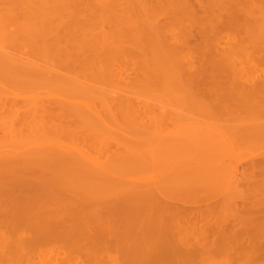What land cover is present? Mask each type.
Returning <instances> with one entry per match:
<instances>
[{"label":"bare ground","instance_id":"1","mask_svg":"<svg viewBox=\"0 0 264 264\" xmlns=\"http://www.w3.org/2000/svg\"><path fill=\"white\" fill-rule=\"evenodd\" d=\"M11 1H12L13 5H11V6L7 5V8L4 7V8H6L5 10H7L8 13L7 12L6 13L8 15H9V12L12 10L11 7L14 6V10L18 14V16L22 15L25 18H30L32 20H35V22L37 21L36 24H40V25L42 24V22H47V21L51 20L53 17L57 18L59 16V18L61 17L60 18V20H61L63 15H67V18H69V16H70L71 21H73L72 19L74 18L75 19V22H74L75 26H78L79 24L81 25V22L83 20L84 21L89 20L87 22L92 25V27L89 26L92 28V30H89V33H88V31L84 30L81 32L82 35H86L87 33L90 34L91 32H93L95 34V36L97 35L99 37L96 36V41L91 40V43H89L90 42L89 37L88 38L85 37L84 40L86 41L88 39L87 42L83 41L84 45L81 42V45H83L85 48H86V46H87V48L88 47L90 48L89 45L90 44L93 45L95 43V46L93 45L94 46L93 47L91 45V48L89 49L90 52L92 51V53L94 54V55L92 54V59H93L92 64L90 63V61H92V60L89 58V63H90V65H89L88 60L86 58V55L88 57H91V56H89L88 54H86L84 52L81 53V55H79L78 58L75 56L76 59L73 58L75 60H72V58L69 57L70 54L66 53L67 54L66 55L65 52H63V53L66 56L64 55L63 57H60V55H58V54H59V52L61 54L62 50H58V49L62 48V46H63L62 42H64V41L61 40L62 42H60L59 40H57V41L54 40L56 36L52 37L53 40L55 41V43H53V47L51 46L52 45L51 43L53 40L51 39L52 41L50 42V38H49L50 44L48 46L51 48H54L55 50H56L55 47L60 46V45L61 46L57 48V51L49 50L48 47H46L44 44L45 43H46V45L48 44L47 42H45V41H48V39L46 37L50 36V33L52 34L53 32H50L49 34H47V33L42 34L41 33V35H40V32L36 28L38 34L40 35V36H36V37H39V39H41V40L37 41L38 39L36 38L37 42L34 40L33 43L41 44V46L43 47L42 48L39 45L38 49H36V52H37V50H39L40 47L42 48V49L40 48V50H39V51L42 50L41 51L42 52L41 62H42V60H44L45 53H48L49 51H52V52H50L51 55H54V53L56 54V52L59 51L58 54L56 55V57L58 56L60 58V60L64 57L66 58L68 56L66 58V60H68V62L69 61L70 62L68 64H66L67 63L66 60L63 59L66 62V63L64 62L66 65V68H63L62 70L60 68V73H59V71H58L59 69L53 70L54 68L52 69L51 66L48 65V64H50V65H52V64L47 63V62H51L50 60L48 61L47 57L45 58L47 61L44 60L45 64L43 62V65H44L43 66V65H40L39 62H37V64L35 61L31 62L32 60L28 56L29 55L28 53H30L31 50L30 51L27 50L28 53L26 51L27 55L26 54L25 55L27 56L28 59H26V57L23 58L24 56H21V55L22 54L24 55V53H22V54L18 53V51H15L16 49H14L15 52L7 50L8 49L7 47L9 46V44L12 47H14L13 42L14 41L16 42V40L13 39V41H12V37L16 38L17 35L15 36L14 33H13V35L11 33L12 37L10 36L11 38L9 37L10 39H7L5 37H7L8 34L6 33L7 34L6 35L5 32H4V34L2 32H0L3 35H5L4 38L8 41V43H6V44H8V46H6L5 43H3V45H0V109L2 107H4L5 110H8V112L10 113V116H11V114H16V115L18 113L21 114V112L23 111L22 113H24V118L22 121V123H23L22 126H25V129L31 130L30 132L27 130L28 133H30L29 136L27 134H25V131L23 129H21V127L19 128V126H21V125H19V123L16 122L17 117H13V115L11 117L8 116L9 119H7V120L5 118H1V119H3V121L0 119L1 120L0 126L3 130L4 135L2 133L1 134L5 138L4 141L0 139V184L1 185H6V184L25 185L26 187H29L28 189L22 190V191H18L16 189H9V190L3 189L2 192L0 191L2 197H6V198H8V196H14L15 197L14 198L15 201H13V203H12L13 206L10 209L5 210V213L0 214V216L3 215V217H1L2 219L0 218V222H2L3 219H5L3 221L5 223L2 222L0 225V253L2 254V255H0V261H2L1 256H2V258H5L7 256V258H5V259H9V260H10L11 256H12V259H14V257L16 256V258H15L16 260H18L20 257H21V260L24 258L26 259V257H28L30 254H32V252L29 253L28 251H30V249H32L33 246H34V248H36L43 241L44 242H46V241L47 242H50V241L55 242L56 241L55 243H57V244H59L61 242L62 245L61 244L60 245L63 247H65V245H70V244H73V245L80 247V248L86 247L88 249V254H89V252L95 251L94 256L97 254H98V257H99V255H102V259L95 256V258H97L95 260H99L97 262L102 263V264H109L110 261H107L108 259L106 261H104L103 257H105L106 255L103 256L102 253L99 254L97 252L100 249L104 248V246L106 244L116 246L118 243L117 242L118 238L121 237L119 235H118L119 236L118 237L116 232H119L118 230L123 229L124 231H126V235H124V237H123L124 241H122L120 243L123 245L122 247L125 249V250L123 249L124 254H125V257H124L125 259H123L124 261L122 260V262L117 261V260L114 261V259L117 258V257H115L114 259L112 258L113 261H111L110 264H159V261H161V260L156 261V259H159L158 257L162 256V254L165 253L164 250H166L165 249L166 246L163 245L164 241L162 239L165 238L166 235H167L166 237H168L171 234V232L169 233L168 232L169 230H167L169 225L167 226V228L164 226L167 224H164L163 222L167 223L166 222L167 218H169V217H167V218L165 217L166 218L165 219L164 214L169 212L170 217H171V214L178 216L179 213H182L181 210L183 209L181 207L182 209L178 210V208H176L175 206H173L171 204H168V202H166V201H165L166 203L163 202V199L160 200L161 197L164 198L162 195L164 193L166 194L170 191L178 190V187H180V186H183V187L186 186L184 181L189 186H197V184H201L202 186H206L208 184V182L209 181L211 182L212 180H213L212 183L215 182V185H216L219 182L224 181L223 183H219V186H221V184H224L225 182H227V184H228L227 187H229L233 183L232 181H234L233 178L235 177L234 174H232V172L225 173V171L226 170L228 171L229 168L226 170L224 169V162H223V158L221 157V155L223 156V154L220 152L221 149L223 148L225 150V147H227V146L223 147L224 144L221 145V143L223 142V140L225 138L224 137L225 132L224 133L222 132L224 130L223 129L224 127L222 128L220 126L221 130L222 129L223 130L219 131L218 130L219 127H217V129H215V127H212L213 123L212 122L210 123V121H209V123L212 126L205 125L206 127H203V129H202V127L199 126L200 123H198V125H196V126H193V127L191 126V128L189 127L190 128L189 132H188V128H187V134H186L185 133L186 132L185 126H187L188 124L192 125L193 123L190 124L188 121V123L185 126H183L185 128V130L182 129L183 127L178 126L179 121H178V113H177L178 110L177 109H179L178 104L180 103V102L178 103V101H179L178 89L180 91V90H182V89H180V87L181 88L183 87L186 89L187 95L192 96L193 94L197 93L195 91L199 87L198 86L199 83L197 84L198 87L196 86L197 88L193 87L195 85L194 80L196 82L200 81V79L201 80H208L209 79L211 81L217 80V79L222 77V71L224 69H227V68L230 70V74H232V76L234 77L233 78L234 82H236V83H238L237 80H239V79L244 80V81L246 80V82H245L246 84H247V81L260 83L261 79H259V81H258V77H261V76L260 75L258 76L257 74L255 76V74L253 73V69L256 68V64L260 65L261 63L260 64L255 63V61L258 59H256V60L253 59L254 64H255V66H253L254 64H253V62H251L252 59L250 58V56H252V54L256 55L255 53H257V52L255 49H257V51L258 50L261 51V52H258L259 54L260 53L263 54V52H264L263 49L260 48L261 49L260 50L258 47H254V46H256L255 44L252 46V44L254 42L252 43L251 41L256 42L257 41L255 39L256 36L254 39L252 38L254 36H250L252 38V40L250 38V41H249V44L251 42L250 47L255 50L254 51L253 49H250L251 51H253L252 53L250 52V50H247L244 48L246 46L243 43L247 42L248 40H246L243 37H240V38H243L242 42H241V39L239 41V37H238V39H236L237 37H235V39L233 37V39H234L233 43H235L236 46H235V44H234V46H233V44H229L230 47L228 49L218 48L217 46L221 45L220 42L222 40L220 41V39L222 37L220 38V36H219L221 31H220V33H218L219 30L217 28L218 27L217 19L219 18V15H221L223 12L226 13L227 11H229V9L228 8L226 9V7L222 6L224 3L223 2L221 4V6H219L220 10H221L220 11L221 14L218 15V14L213 12V8H212L211 4L208 3V1H209L208 0L207 1L208 6L205 5L206 6V7L204 6L205 9L203 8L206 12V13L204 12V15L207 14V16H208L207 17L208 18L207 19V22H208L207 25L209 24L208 29H210V31H207L206 33L212 32L211 34H213V37L210 38V33H209V37H207V35H205V39L203 38L204 39V43H203L204 46L202 44L203 48H202L201 52L197 55L198 57H197L196 61L195 60L193 61V59H194L193 52L191 50H188V49L186 50V44H187V42H189L188 41L189 37L187 38V36H186V38H187L186 39L185 35H188L187 33L189 32V30L188 29H186L185 31L182 30L183 32H186V31H188V32H186L184 34H179L180 38L175 37V38H177V39H175L172 37L174 40L173 41L171 40L172 41V45H171L170 44L171 38H168L166 36V35H168V34H166L168 32L163 34L164 26H166V25L163 26V25L159 24V22H157L158 20L156 21V19H154V18H156L157 14L154 13L155 14L154 15L152 12L148 13L147 7H146V2H145L147 0H134V1L131 0V2H135L137 4L138 8H140L139 11L141 12V15L139 14L138 10L135 9L134 11H136V13L138 12V15L142 16V19L140 18L141 19L140 23H138V20L137 21L135 20L136 21L135 24L132 23V25H135L134 27H137L134 29H133V27L132 28L126 27L125 29H120L118 27H123L124 24H126L124 22V20L123 21L119 20L121 22V24H122V22H124L122 26H119L117 24L119 22L114 24V21H113L114 19L112 20V18H110L111 13H114L113 15L115 18L116 14H115V11L113 12V10H114L115 5L118 3V0H11ZM172 1H173V4H172ZM172 1L169 0V2H171V3H169L171 8H174V10H175V8L178 6V9L180 12L183 10V11H187V15L191 14V19H193L192 16H195L197 14L194 12L195 8L193 9L192 5H190V3H189V0H180V3L184 6L183 8H181L179 0H172ZM198 1H200V0H198ZM202 1L204 3L205 0H202ZM223 1H225V5L227 6L228 1L227 0H223ZM253 1L256 2L257 8L259 9V11L262 14V18L259 19L258 16L255 15V12H253V16L255 15L257 19L255 18V16H254V18H252V12H248L249 10H247V12L250 13L249 14V15H251L250 18L257 20V21L252 20L254 23H257V22L262 23V25H260V28H259L261 31L258 29H255L254 27L253 28L255 30H257L256 34H254V35H257V33H259V31L261 32V36H260V33L257 36L260 37V39L262 37L263 42L259 43V44H260V46L261 45L264 46V0H253ZM239 2H238V4H240ZM7 3H8V1H7ZM7 3H5V4H7ZM10 3L11 2L9 0L8 4H10ZM135 3L134 4L131 3V4L135 5V7H136ZM154 3H155V1H154ZM219 4H220V2H219ZM234 4H237L236 0H235ZM247 4H250V3H247ZM120 5L123 6V4H120ZM147 5H149V4L147 3ZM164 5H165V2H164ZM166 5H167V7H169L167 2H166ZM201 6L203 7L202 3H201ZM249 6L251 9L254 10L253 5H252V7H251V5H249ZM228 7H230V6H228ZM0 9H2V8H0ZM130 9H131V7H130ZM200 9H201V7H200ZM230 9H231V7H230ZM245 9H244V13H245ZM122 10H124V9H122ZM152 10H154V7H153V9H150L149 11H152ZM156 10H154L153 12H156ZM166 10H168V9L166 8ZM174 10L170 11V13L173 14ZM241 11L243 12V10H241ZM2 12H3V10H2ZM124 12H126V11H124ZM176 12L177 11L175 10V14H176ZM215 12H216V10H215ZM4 13H5V11H4ZM11 13H12V11H11ZM116 13H117V11H116ZM118 13H119V11H118ZM181 13H183V12H181ZM236 13H237V10H236ZM236 13H234L233 10L228 13L229 19H228V22L226 21L228 29L234 28V30H235V28L237 27L238 23H236V22H238V21H236V20H238V18H236V15H235ZM150 14L154 15L153 16L154 20L150 18ZM164 14H165V11H164ZM261 14H260V16H261ZM12 15H11V18H12ZM119 15H120V13H119ZM177 15H179V14H176V17H177ZM180 15H182V14H180ZM258 15H259V13H258ZM111 16H112V14H111ZM0 18H2V16H0ZM25 18H23V19H25ZM65 18H66V16H65ZM117 18H118V16H116V19ZM174 18H175V15H174ZM178 18H179V16H178ZM205 18H206V15H205ZM2 19L4 20V18H2ZM38 19L41 20L42 22H39ZM130 19H129V21H130ZM14 20H15V18H14ZM63 20L65 21L68 19L63 18ZM195 20L196 19H194V21ZM200 20L198 19V21H195V22H197L196 24H198V22L200 21L199 26H202V28H203V26L206 24V21H205L204 25H202L204 20L203 19H200ZM0 21H1V19H0ZM71 21H69V22H71ZM132 21L133 20H131L130 23ZM135 21H133V22H135ZM54 22H56V21H54ZM187 22H186V24L188 25ZM195 22H194V24H195ZM240 22H242V21H240ZM50 23H51V25L50 24L49 25L52 27V30H53L55 28V27H53L54 23L51 21H50ZM65 23H66V21H65ZM127 23H128V21H127ZM192 23H193V21H192ZM0 24H1V22H0ZM3 24H5V23H3ZM22 24H24V21H21V23L19 24L20 26L24 27ZM57 24H59V23H57ZM66 24H64V25H66ZM82 24H84V22H82ZM42 25L45 26V24H42ZM173 26H175V25H173ZM239 26H240V23H239ZM239 26H238V28L241 29L240 28L241 26L240 27ZM242 26H244V24ZM22 27H21V29H22ZM34 27H35V25H34ZM46 27H47V25H46ZM62 27H63V24H62ZM65 27L66 28L68 27V28L67 29L64 28V30L65 29L67 31L70 30L69 25L68 26L66 25ZM80 27H82V25L79 26L78 28H80ZM245 27H246V25H245ZM3 28H4V25L2 26V29ZM28 28L30 29V26L29 27L25 26L23 29L28 30ZM59 28H61V26H59ZM93 28H95V30H93ZM202 28H200V30ZM204 28H205V29H203L204 31L208 30V29H206L207 27H204ZM249 28H251V26H249ZM253 28H251V29L253 30ZM5 29H6V27H5ZM21 29L19 28V31ZM49 29H51V28H48L47 30H49ZM56 29H57V26H56ZM73 29H75V28H73ZM195 29H196V27H195ZM9 30H11V29H9ZM25 30H23V31L25 32ZM27 30H26L27 34H30L31 33L30 31H32L31 34L34 33L33 32L34 30L32 29V27H31V30H28V32H27ZM76 30L77 29H75V31ZM126 30H128V31H126ZM178 30H179V28H178ZM6 31H7V29H6ZM70 31H71L70 33L75 32V31L73 32V30H70ZM240 31H242V30H240ZM11 32H12V30H11ZM21 32L22 31H20V33ZM57 32L58 31L55 30L54 34H52V35L57 34ZM77 32L80 33L79 31H77ZM77 32H76V34H77ZM83 32H85L86 34H84ZM247 32L248 31H246V33ZM20 33H18V34H20ZM68 33H69V31H68ZM81 33H80V35H81ZM93 33L90 34L92 36V37L90 36L92 39H94ZM179 33H180V31H179ZM203 33L204 32H202V34ZM45 34H46L45 38L47 40L43 39L44 43H39L42 41L41 37L43 35L45 36ZM88 34H87V36H88ZM249 34L250 33H247L248 36L245 35V37L249 38ZM80 35L78 37V40L80 39V37H82ZM174 35H176V34H173L172 36H174ZM226 35H227V33H226ZM61 36H64V35L61 34L59 36V34H58V37L61 38ZM176 36H178V32H177ZM188 36H190V33ZM218 36H219V38H218ZM58 37H56V38L58 39ZM203 37H204V34H203ZM0 38H1V36H0ZM4 38H3V40H5ZM19 38H20V36H19ZM62 38L64 39V37H62ZM82 38H84V37H82ZM167 38L169 39V41ZM24 39L22 42L27 44V41L25 40L26 41L25 42ZM10 40H11L12 44H11ZM73 40H74V44L75 43L76 44L74 47L72 45L71 46L73 48H77L76 46H78L77 43H79V41L76 42V40H77L76 38ZM186 40H187V42H186ZM15 42H14V44H15ZM230 42H231V40H230ZM236 42H239L240 44L236 43ZM66 43H68V42H66ZM70 43L71 42L69 41L68 44L70 45ZM119 43L122 45L123 44L126 45L128 48L127 51H129V52L132 51V54L135 53L136 57H138L139 59L141 58L140 59L142 61L141 64H143V67L146 68V71L144 73H142L144 69L142 70L140 68L142 70V72L140 74H142V76H144V77H140L141 75H138V78L137 79L135 78L136 81H134L133 84L127 83V85H126V82H125L124 87L127 86L126 88L128 89V86L130 85L129 90L122 88V86H120V84L124 83L123 81H126V79L130 78V77H128V76L126 77L124 75L125 76L124 78H126V79L125 80L123 79V81H120L121 79L118 78L120 72H118L116 67H114V66H117L115 64H118L115 62V61L118 62V60H115V59H117L115 57V55L118 53H120V54L122 53V56H123V52H124L123 50H119L116 53V51L118 49L122 48L121 46H117V45H119ZM1 44H2V42H1ZM16 44H17V46L19 45L18 43H16ZM71 44H73V43H71ZM249 44H247L248 48H249ZM35 45H32V46L35 47ZM54 45H57V46L54 47ZM65 45H67V44H65ZM113 45H115V46H113ZM20 46L22 47L21 43H20ZM24 46L26 48L27 45H24ZM36 46H38V45H36ZM116 46L120 47V48H116ZM263 46H261V47H263ZM72 47H71V50L73 49ZM63 48H65V47H63ZM68 48H69V46H68ZM81 48L78 47V49H81ZM85 48H83V49H85ZM89 50H87V51H89ZM39 51H38V54L40 55L41 52H39ZM79 51H82V50H79ZM79 51L77 50L76 53H78ZM120 51H122V52H120ZM196 53H198V52H196ZM124 54H125V52H124ZM259 54H257V55H259ZM34 55H36V54H34ZM126 56H128V54ZM259 56H258V58H259ZM262 56H263V60H264V54ZM36 57H37V55H36ZM56 57H54V58L56 59ZM73 57H74V55H73ZM126 58H124V59H126ZM261 58H259V60H261V62H263ZM32 59H34V57H32ZM26 60H28V61H26ZM72 61H74V63L78 62L79 65H77L78 68H75V70L69 71V70H71L70 69L71 65H73V67H74V63ZM141 61H139V62H141ZM258 61H256V62H258ZM251 63H252V66H251ZM87 65L90 66L89 67L90 69L84 68ZM56 66H57V64H56ZM117 67H119V65ZM123 67H125V66H123ZM253 67H255V68H253ZM137 68L139 69V65H138V67H136L134 69L132 67L131 71L134 70L137 72ZM250 68H253V69L250 70ZM257 68L260 69V66H258ZM64 69H69L68 70L69 73L66 72L68 74H63V73H65L63 71ZM77 69H79V70H77ZM115 69L117 71H115ZM124 69L125 68H123V70ZM128 69H129V67H128ZM140 69H139V71H140ZM123 70H121V71H123ZM229 70H226V72ZM61 71H63V72L61 73ZM87 71L89 73H86ZM139 71H138V73H139ZM256 71H258V70H256ZM116 72H118V73H116ZM132 74H134V73H132ZM135 74H134V77H135ZM261 75H263V74H261ZM230 78H232V77L230 76ZM133 79L131 78L130 79L131 82H129V83H132ZM190 79H193V81H192L193 86L192 87L190 84V82H191ZM235 79H236V81H235ZM262 80H263V78H262ZM187 81H189V83ZM214 82H216V81H214ZM218 82H220V81H218ZM262 84L263 83L259 84V86H258L259 90L261 89L260 85H261V87H263L264 84L263 85ZM248 85H250V84H248ZM108 86H110V88ZM133 86H137V87H139V89L136 90V88H134ZM211 86H212V84H211ZM211 86H209V87L211 88ZM216 86H214V87L217 88L218 86L217 87ZM253 89H255V88H253ZM253 89H252V92L254 91ZM262 89L264 91V88H262ZM199 90H201V89H199ZM248 90H249V88H248ZM250 90H251V88H250ZM249 92L251 93V91H249ZM254 92L252 93L253 95H255ZM213 93H214V91H213ZM213 93L211 95L212 97H213V95H215ZM231 93H233V92L231 91ZM197 95L199 97V94H197ZM202 95H203V93H202ZM258 95H259V92H258L257 96H255V97L257 98ZM207 96H209V95H207ZM243 96L241 95V97H243ZM261 96L262 95H260L258 98H260ZM18 97L19 98L23 97L25 100L23 102H19L17 100ZM193 97H194V95H193ZM263 97H264V95L261 98H263ZM136 98H144L145 100H143V101L145 102V104L149 103L147 101L148 100L151 101L150 100L151 98H153L155 100H159L160 102H164V104H166L167 100L171 101V103L167 102V104H168V106L169 105L172 106L173 111H175V114H174V112H172L173 114L171 113L173 115V118L170 117L172 119V121L174 122L173 124L175 125V128L172 129V127L170 126V125H173L172 123L167 124V125H169V127H167L169 129L164 128L163 126L166 125L165 123H163L164 120H159V116L157 117V116L151 115L152 114L151 112H153V115H157V113L154 114V112H155L154 110H156V108H155L156 104L160 103L158 101L156 104L155 103L154 104L149 103V104H146L143 106L144 113H146V115L149 118H152V117L156 118L157 117L158 121H157V119H156V121L153 120V124L148 125L147 122H145V120L143 119L144 117H141L143 109H140V110L138 109L141 113V115L139 114L140 118H142L140 120V118L135 114L137 112V107H136L137 104L135 105V103H134V100ZM188 98H190V97H187V100H188ZM234 98H236V97H234ZM240 98H237L238 101H240L239 100ZM261 98H260V100H261ZM204 99H205V96L202 100L198 99V101L201 100L200 102L202 104H205L207 99L206 100H204ZM210 99H212V98L210 97ZM253 99H254V97H253ZM180 100H181V98H180ZM193 100L194 99H192V101ZM196 100L193 102H191V101L190 102L192 104H194V102H196ZM225 100H227V99L225 98ZM225 100L222 99V101H225ZM243 100H244V98H243ZM138 101H140V100H138ZM136 102H137V100H136ZM200 102H198V105ZM141 103L142 102L140 101V105H139V102H138L139 107L141 106ZM182 103H184V102H182ZM218 103H221V102H218ZM162 104L163 103H161V105ZM209 104H210V102H209ZM209 104H206V106L205 105H202V106H205L203 108H206V107L208 108ZM159 105H157V107H159ZM234 105H236V103L233 104V106ZM243 105L246 106L247 104L245 105L242 103V107H243ZM165 107H166V105H165ZM165 107L163 105V107L160 106L159 108H162L160 110H163ZM141 108H142V106H141ZM151 108H153L154 110ZM174 108H176V109H174ZM182 108L184 109V107H182ZM199 108H202V107H199ZM235 108H237V107H235ZM245 108L246 107L243 108L244 112L246 110ZM262 108L264 109V107H262ZM233 109H234V107H233ZM164 110H167V108ZM164 110H163V113H164ZM221 110H222V108H221ZM243 110H241V111H243ZM238 111H240V110L237 109V113H238ZM247 111L249 112V110H247ZM256 111H258V110H256ZM259 111H262V110L259 109ZM6 112L7 111H5V113ZM149 112L151 114H147ZM167 112H166V114H167ZM263 112H264V110H263ZM5 113L3 112V114H5ZM205 113L210 115L209 113H211V112H205ZM228 113H230V112H228ZM231 113H230V115H231ZM160 114H158V115H160ZM168 114H169V116L171 115L170 111ZM234 114H235V112H234ZM212 115H214V114H212ZM243 115L246 116V114H243ZM247 115H248V113H247ZM261 115L262 114H260V116ZM56 116L59 117L58 119H60V121H65L67 119L66 121H68L69 124L67 122L68 125L66 124V126H65L64 124L66 123V121H65V123L62 122V124H61L59 120H58L59 123L57 122L58 123L57 124L55 122V121H57ZM150 116H152V117H150ZM169 116L168 115L166 116L167 119H169ZM223 116L225 117V115H223ZM245 116H243V117H245ZM258 116H259V114H258ZM0 117H2V116L0 115ZM243 117H242V119H243ZM250 117L253 118V116H251V115H250ZM261 117L264 118L263 115ZM155 118H152V119H155ZM230 118L231 119L233 118L232 115L230 116ZM18 119L20 120V118H18ZM161 119H163V116ZM227 120L230 121L229 118ZM233 120H234V118H233ZM159 121H160V123L162 122V124H160ZM172 121H170V122H172ZM244 121H246V119ZM250 121H251V119H250ZM259 121H260V119H259ZM124 123L126 126L129 127V129L131 128L130 130H132L133 128L140 127V129L142 128L143 131L139 132L137 134L132 133L133 135L131 136L129 134V131H127L128 127L126 128L123 126ZM250 123H252V122H250ZM261 123H262V120H261ZM261 123L259 124L256 122L255 124H257V125L254 124L255 125V126L253 125L254 127L249 126L251 128H254V132L252 131L255 135L254 137L259 136L260 134L264 135V125H262V124H264V122L262 124ZM246 125H247V123H246ZM248 125L246 126V129H247ZM144 127H146V128L148 127L147 128L148 130H144L145 129ZM178 127L181 128V131L182 130L184 131V134H186L185 137L178 133V129H179ZM170 128H171V130H170ZM151 129H153V130H151ZM229 130L230 129H228V131ZM245 130L242 133L243 135L241 134L243 139H241V140L239 139L240 141L243 140V142L245 141L244 140L245 139L244 133L247 131V130L246 131ZM250 130H252V129H250ZM225 131L227 132L226 135L228 133L232 134V132H228L227 130H225ZM131 132H133V131H131ZM235 132H236V130H235ZM238 132H236V133H238ZM248 132H250L252 134L251 131H248ZM240 133H241V128H240ZM250 133H249V135H246L248 137V139L249 138L252 139V137H250L251 136ZM178 134L180 135L179 136L180 138L178 137ZM229 135L227 136L228 138H229ZM263 135H262V137H264ZM66 137L68 140H66ZM237 137H236V139H237ZM228 138H225V139H228ZM233 138H235V137H233ZM251 139H249V141ZM239 140H238V142H239ZM229 141L230 140H228V141L226 140L227 143H231ZM252 141H253V139H252ZM224 142H225V140H224ZM113 145H115L117 147V149L115 152L110 153L111 152V151H109L111 149L110 147ZM242 147H243V145H242ZM184 148L188 149L187 152L190 153L188 156L182 155L185 153V152L183 153L182 151H186V150H183ZM114 150H112V151H114ZM230 150H232V149H230ZM191 151H192V153H194L193 155H192ZM222 152H223V150H222ZM180 153H182V154H180ZM229 153H231V152H229ZM225 154H224V156H225ZM232 154L234 155V151H233V153H231V156H232ZM224 158H227V157H224ZM263 161H264V159H263ZM260 163H261V161H260ZM230 166H233V165L230 164ZM236 167H234V168H236ZM263 167H264V165H263ZM252 168H254V166ZM135 169L139 171V174H136L135 172H133ZM234 171H235V169H234ZM241 171L242 170H240V172ZM262 174H263V172H262ZM188 180H189V182H188ZM191 183H193V184L191 185ZM40 184H41V186H44V187H41ZM178 184H180V186H178ZM47 186H49V187L53 186L54 191L53 192L49 191L48 190L49 187H47ZM210 186H212V185H210ZM237 186H238V183H237ZM35 187L44 188L45 190L47 187V190L44 191L43 193L38 192V191H34V189L30 190V188H35ZM212 187H214V186H212ZM180 188H182V187H180ZM238 188H239V186H238ZM263 188H264V185H263ZM228 189H227V191H228ZM195 190H196V188H195ZM229 192H231V191H229ZM24 193H28V195L24 194ZM66 193L68 195H71V194L74 195L75 198L81 197V199L84 198V199L90 200V201L95 200V201L100 202V203H98L99 205L96 207L93 206L94 208L90 213L85 212V211H87V209L85 208L86 205H85V207L83 206L85 203L80 201L81 200L80 198L78 200L79 203L77 201H75V202H72V204L67 205V203H68L67 202L66 205H64V206L62 204H64L66 200L65 201H64V199L59 200V201H63L64 203L59 202L57 204V207H54L51 209H49L48 207H42V206L41 207L33 206L30 208L27 207L30 200L37 197V196L44 197L45 194H50L51 196H53V198L57 197V198L61 199V197L63 198V196H65ZM39 194H41V195H39ZM201 195H202V193H201ZM232 196H234V195H232ZM142 200L146 201V208H149V207L151 208L150 205L152 204V208L154 209V211H156V212L158 211V212L156 214H155V212L151 213V214H147L146 208H142L143 207ZM174 201L176 202V200H174ZM227 204H228V202H227ZM60 205L63 206L62 207L63 209H65L63 211V213L58 211L59 208L61 207ZM66 208H68V209H66ZM184 210H186V209L184 208ZM184 210H183V213L181 214L182 219L183 218L185 219V216L187 219V218H189V217H187V215L183 216V214H185ZM186 211H188V210H186ZM262 212H264V210ZM159 215H160V218H164V219H162V221L159 218ZM181 215H179V216H181ZM155 216L159 218L158 221H154V220H157ZM153 217H154V219H153ZM150 218H152L153 220ZM256 218L257 217H255V219ZM171 219L169 218L170 222H172L174 220L172 217H171ZM246 219H247V217H246ZM263 220H264V218H263ZM263 220H261V222ZM175 221L177 222L178 220H175ZM249 221H248V223H249ZM244 222L246 223L245 220H244ZM251 222H253L252 219H251ZM2 224H5V226ZM210 224L213 226L214 225L213 221H212V223L210 222ZM228 225H231V224H228ZM252 225L253 224H251V226H249L250 229L252 227H254ZM262 225H263V223H262ZM262 225H261V228H262ZM133 227L136 229L137 228H140V229L136 231ZM207 227L209 228V226H206L205 228H207ZM234 227H236L235 224H234ZM249 227H247V228H249ZM163 228H165L166 231L162 232ZM174 228H177V226ZM201 228H203V227H201ZM255 228H256V226H255ZM132 229L135 230L134 231L135 235L131 234V232L133 231ZM263 229H264V227H263ZM226 230H228V228ZM217 231H219V228ZM136 232H137V234H136ZM223 232H224V229H223ZM236 232H238V231L234 230V232H232V229H231V232H229L230 235L228 234L230 236V238L227 235H225L229 239H232V241L234 243L231 240L228 242L233 243V245L236 244L237 246H240L241 244H243L245 242L248 243V240L242 238L241 235L239 236L238 234H236ZM163 233H164V235L161 236V234H163ZM207 233H208L207 236L200 234V235L204 236L205 238H203L202 236H199V235L198 236L201 237V239L202 238L205 239L206 242L208 241V243H209L210 242L209 237H208L209 236V230ZM215 233H216V231H215ZM220 233H222V232H220ZM256 233H257V231H256ZM120 234H121V232H120ZM173 234H172V236H173ZM176 234H178V240H177L178 241L177 242V244H178V248H177L178 249V259H176V261L178 260V264H185L184 262H186V261H184V259H186L188 257L187 254L190 252L184 251V250L182 251L181 247L188 248L189 245H191L193 242L190 244V242H191L190 240H192V239L187 238L189 235L185 234L186 235L185 236L183 233L179 234V232ZM137 235H138V237L140 236V238L138 239V237H137V239L139 240V245H138V249H135L137 247L136 246L137 239L134 240L133 238H135ZM155 235L158 237H156ZM179 235L180 236L184 235L185 238L184 237L182 238ZM195 236L196 235H194L193 239L196 238ZM198 236H197V238H199ZM257 237H258V235H257ZM173 238H174V236H173ZM228 238H226V240ZM201 239L199 240V243L202 244V248L203 247L205 248V244L201 241ZM195 241H196V239H195ZM195 241H194V243H195ZM214 241H215V239H214ZM214 241H212L210 243H213ZM250 241H252V239ZM151 242L153 244H150ZM170 242H172V240ZM174 242L175 241H173V243ZM197 242H198V240H197ZM161 243L165 248L161 245ZM173 243H171V246H174L175 243L174 244ZM208 243H206L207 249H204V248L202 249V252L204 251V253H203L204 256L205 255L207 256V254L209 256V253L213 249L211 248V250H209L208 248H210L212 245H216V243H215V244H210L211 245L210 246V245H208ZM192 245L195 246V244H192ZM228 245H227V248H228ZM230 245H232V244H230ZM262 245H263V243H262ZM167 246H170V245L168 244ZM247 246H245L246 251H243L244 253L247 254L246 257H243L242 254L239 255L237 253L238 251L240 252V250H238L239 247H238V249L235 250V251L238 250L235 253H237L240 257L242 256V258H246V259H243L245 262H246V260H249L250 257L254 259L253 256H255L257 254V253H255V249L253 250V247L251 245L250 246L252 248H247ZM163 248H164V250H163ZM195 248L196 247H194L193 250H195L196 252L198 251L201 254V251L196 250ZM240 248H242V247H240ZM262 248H264V246ZM177 249H175V250H177ZM234 249H235V247H234ZM247 249H249V250L247 251ZM96 250H98V251H96ZM187 250H189V249H187ZM135 252H137V253H135ZM27 253H29V255H27ZM39 254H41V252H39ZM212 254H214V253H212ZM229 254H231V253H229ZM3 255H5V257ZM224 255H225V253H224ZM18 256H20V257L18 258ZM22 256H23V258H22ZM30 256H29V259L31 258ZM163 256H166V255L163 254ZM169 256L171 259H172V257L176 258V256L175 257L171 256V254ZM32 257H34V256H32ZM231 257H232V254H231L230 258ZM255 257H257V255ZM227 258H229V257H227ZM230 258L228 260H230ZM15 259H14L12 264H14V262L16 261ZM25 259L22 260V261H24V264L26 262H27V264H33V262H34V260H32L33 258L30 259L31 263H30L28 258H27L28 260L26 259L27 261ZM165 259H167V258H165ZM165 259H163V261ZM232 259H234V258H232ZM22 261H20V259H19V262H22ZM235 261H237V260H235ZM11 262H12V260H11ZM17 262L18 261H16V263ZM105 262H107V263H105ZM169 262L171 263V260H169ZM58 263H59V261H58ZM172 263H173V261H172ZM246 263H249V262L247 261ZM19 264H22V263H19Z\"/></svg>","mask_w":264,"mask_h":264},{"label":"rangeland","instance_id":"2","mask_svg":"<svg viewBox=\"0 0 264 264\" xmlns=\"http://www.w3.org/2000/svg\"><path fill=\"white\" fill-rule=\"evenodd\" d=\"M7 1H8V3H9V0H0V8H2V9H0V16H2V18H4V20L2 19V18H0L1 19V24H0V32H2L3 34H4V32H5V34L7 33L8 34V36L7 37H5V38H7V39H10L11 37H12V35H13V33L15 34V36H16V38L15 37H12V41H13V39L14 40H16V42H15V44H14V42H13V45H14V47H12L10 44H9V46H8V44H6V43H8V41L4 38V36L5 35H3L2 33H0V36H1V38L3 37L5 40H3V38L1 39L0 38V45H3V43H5L6 44V46H8L7 48V50H10V51H12V52H15V51H18V53H24V55L22 54L21 56H24L23 58H25L26 57V59H28L27 58V54H26V51L28 50V51H30L31 50V52L30 53H28V51H27V53L29 54L28 56H29V58L32 60L31 62H36V64H37V62H39V64L40 65H43V62H44V60H46L45 58L47 57V59H48V61L50 60L51 62H47V63H51L52 65H50V64H48L49 66H51V68L53 69V70H55V69H59L58 71H59V73H60V68H61V70L63 69V68H66V65H65V63L66 64H68L69 62H68V60H66V58L68 57H64V58H62L61 60H60V58L57 56L56 57V55L58 54V52H56V54L54 53V55H51V53L50 52H52V51H57V48L58 47H60V46H57V45H54V47L55 46H57V47H55L56 48V50L54 49V48H51V47H49L48 45L50 44V42L53 40V38L52 37H54V36H56V37H58V34H59V36L61 35V34H63L64 36H61V38L60 37H58V39L55 37V39L54 40H59L60 42H62V41H64V42H62L63 44V46H62V48H59L58 50H62L61 51V54H60V52H59V54L58 55H60V57H63L66 53H68V54H72L71 56L69 55V57H71L72 58V60H75L76 59V57L78 58L79 57V55H81V53H86V54H88L89 56H91V57H88L86 54V58H87V60H88V63H89V58L92 60V61H90V63L92 64V62H93V59H92V51L90 52V48H91V45L92 44H88L89 46H90V48L88 47L87 48V46H86V48L83 46L84 45V43H83V41L84 42H87V40L85 41L84 39H85V37L86 38H88L89 37V39H90V42L89 43H91V40L92 41H96V36H95V34L93 33V32H91V33H93L94 35H93V38L94 39H92L91 37V33L90 34H88L89 33V30H92V25L90 24V23H88L87 21H89V20H83L82 22H84V24H82V22H81V25H82V27H80V28H78L79 26H81L80 24L78 25V26H75V24H74V22H75V19L73 18L72 20L73 21H71V18H70V16H69V18H67V15H63V17H62V19L60 20V18H59V16L57 17V18H55V17H53L51 20H49V21H47V22H42L41 20H39L38 19V21L39 22H42V24H45V26H43L42 24L40 25V24H36L37 23V21L35 22V20H32V19H30V18H25V17H23L22 15H19L18 16V14L16 13V11L14 10V6H12L11 7V11H12V13H11V11L9 12V15L7 14L8 12H7V10H5L6 8H7V5H13L12 4V1L10 0V4H8L7 3ZM123 1V2H122ZM125 1V2H124ZM132 1H134V0H132ZM153 0H147V1H145L146 2V7H147V11H148V13H155V14H157V16H156V18H154V19H156V21L157 22H159V24H161V25H166V26H164V31H163V34H165L166 32H168V33H166V34H168V35H166L168 38H171L170 39V44L172 45V41L174 40L173 38H175V37H179L180 35L179 34H184V33H186V32H188V31H186V32H183V31H185L186 29H188L189 30V32L187 33L188 35H189V33H190V36H188V35H185V38H186V36H187V38L189 39L188 41L189 42H187V40H186V42H187V44H186V50L188 49V50H191L192 52H193V56H194V59H193V61L195 60L196 61V59H197V55L201 52V50H202V48H203V46H204V39H205V35H207V37H209V33H210V38L211 37H213V34H211L212 32H209V33H206L207 31H210V29H208V25H207V14H205L206 15V18H205V15H204V12H205V7L206 6H208L207 4L208 3H210L211 4V6H212V8H213V12L214 13H216V14H221L220 13V7L219 6H221V4L223 3V5L222 6H224V7H226V9L228 8L229 9V11H227L226 13L225 12H223L221 15H219V18L217 19V21H218V23H217V25H218V33H220V31H221V35L219 34V36H220V41L222 42H220V44L221 45H219V46H217L218 48H220V49H223V48H225V49H228L229 47H230V45L229 44H233V46H234V44L235 43H233V41H234V39H235V37H237L236 39H238V37H239V41H240V39H241V42H242V40H243V38H245L246 40H248L247 42H244L243 44L247 47L248 45L247 44H249V41H250V36H254V37H252L253 39L255 38V36H256V42L255 41H251L253 44H252V46L255 44L256 46H254V47H258L259 49L261 48V49H263V51H264V46L263 45H261V46H263V47H261L260 46V44L259 43H262L263 42V40H262V37H261V39H260V37H258L257 35L260 33V36H261V30L259 29L260 28V25H262V23H254L252 20H254V19H252V18H254V16L256 15V16H258V18L259 19H261L262 18V14H261V12L259 11V9L257 8V4H256V2L255 1H253V0H236V3L237 4H234L235 3V0H227L228 1V5L226 6L225 5V1H223V0H205L204 1V3H203V1L202 0H200V1H198V0H189V3H190V5H192V7H193V9H194V12L195 13H197L195 16H192V18L193 19H191V14H189V15H187V11H181V12H183V13H181L180 11H179V9H178V6L175 8V10L177 11L176 12V14H179V15H177V17H176V14H175V10H174V8H171V6L169 5V3H171V2H169V0H154L155 1V3H154V1L152 2ZM163 1V2H162ZM172 1V0H171ZM202 1V2H201ZM207 1H208V3H207ZM226 1V2H227ZM240 3V4H238V2ZM250 1V2H249ZM7 3V4H5V3ZM164 2H165V5H164ZM166 2H167V4H168V6L169 7H167V5H166ZM213 2V3H212ZM217 2V3H216ZM219 2H220V4H219ZM253 2V3H252ZM134 4L135 2H131V0H118V3L115 5V7H114V10H113V12L115 11V18H114V13H111L112 14V16H111V14H110V18H112V20L114 21V24H116L117 22H119V23H117L119 26H122L123 25V23L125 22L126 24H124V26L123 27H118V28H120V29H125L126 27H133V29L134 28H137V27H134L135 25H132V23L133 24H135L136 23V21L138 20V23H140L141 22V19H142V16H140L141 15V12L139 11L140 10V8H138V6H137V4H136V7H135V5H132V4ZM147 3L149 4V5H147ZM175 3V2H174ZM179 3H180V0H179ZM201 3L203 4V7L201 6ZM206 3V4H205ZM233 3V4H232ZM247 3H250V4H247ZM120 4H123V6H121ZM172 4H173V1H172ZM200 4V5H199ZM227 4V3H226ZM162 5V6H161ZM180 5H181V8H183L184 6L180 3ZM206 5V6H205ZM216 5V6H215ZM241 7H240V6ZM249 5H251V7H252V5H253V7H254V10L253 9H251L250 8V6ZM9 6V7H10ZM205 6V7H204ZM228 6H230L231 7V9H230V7H228ZM237 6V7H236ZM4 7H6V8H4ZM130 7H131V9H130ZM153 7H154V10H156V12H153L154 10H152V11H149L150 9H153ZM162 7V8H161ZM168 9V10H166V8ZM180 7V6H179ZM200 7H201V9H200ZM246 9H245V8ZM117 8V9H116ZM121 8V9H120ZM156 8V9H155ZM171 8V9H170ZM180 8V9H181ZM204 8V9H203ZM237 8V9H236ZM242 8V9H241ZM122 9H124V10H122ZM133 9V10H132ZM138 10V12H139V14L140 15H138V12L136 13V11H134V10ZM240 9V10H239ZM244 9H245V13H244ZM2 10H3V12H2ZM121 10V11H120ZM172 10H174L173 11V14L175 15V18H174V15L172 14V13H170V11H172ZM215 10H216V12H215ZM233 10V12L234 13H236V10H237V13L235 14L236 15V18H238V20H236V21H238V22H236V23H238L237 24V27L235 28V30H234V28L233 29H228V27H227V22H228V13L230 12V11H232ZM241 10H243V12L241 11ZM247 10H249L248 12H252V18H250V16L251 15H249L250 13H248L247 12ZM4 11H5V13H4ZM9 11V10H8ZM116 11H117V13H116ZM118 11H119V13H120V15H119V13H118ZM124 11H126V12H124ZM134 11V12H133ZM163 11V12H162ZM164 11H165V14H164ZM168 11V12H167ZM179 12V13H178ZM248 14H247V13ZM253 12H255V15L253 16ZM11 13V14H10ZM162 13V14H161ZM206 13V12H205ZM258 13H259V15H258ZM13 14V15H12ZM153 14H150V18L151 19H153V16L155 15H153ZM180 14H182V15H180ZM202 14V15H201ZM247 14V15H246ZM260 14H261V16H260ZM11 15H12V18H11ZM138 15V16H137ZM167 15V16H166ZM204 15V16H203ZM65 16H66V18H65ZM116 16H118V18L116 19ZM178 16H179V18H178ZM256 16H255V18H256ZM14 18H15V20H14ZM19 18V19H18ZM23 18H25V19H23ZM63 18L64 19H68L69 21H71V22H69L68 20H65L66 21V23H65V21L63 20ZM126 18V19H125ZM128 18V19H127ZM131 18V19H130ZM141 18V19H140ZM158 18V19H157ZM58 19V20H57ZM85 19V18H84ZM129 19H130V21L131 20H133V21H135V22H131L130 23V21H129ZM153 19V20H154ZM178 19V20H177ZM188 19V20H187ZM194 19H196L195 21H198V19L200 20V19H203L204 21H203V23H202V25H204V23H205V21H206V24L203 26V28H202V26H199V24H200V21L198 22V24H196L197 22H195L194 21ZM257 19V18H256ZM26 20V21H25ZM53 20V21H52ZM119 20H121V21H123L124 20V22H122V24H121V22L119 21ZM160 20V21H159ZM251 20V21H250ZM21 21H24V24H22L24 27L25 26H30V29L28 28V30H31V27H32V29L34 30L33 32V34H31L32 33V31H30L29 33L30 34H27L26 33V30L25 29H23L24 27H22V26H20L19 24L21 23ZM50 21L51 22H53L54 24H53V27H55L53 30H52V27L50 26L51 25V23H50ZM54 21H56V22H54ZM68 21V22H67ZM127 21H128V23H127ZM188 23V25L190 26H188L187 24H186V22ZM192 21H193V23H192ZM220 21V22H219ZM223 21V22H222ZM227 21V22H226ZM240 21H242V22H240ZM247 21V22H246ZM250 21V22H249ZM254 21H257V20H254ZM10 22V23H9ZM13 22V23H12ZM19 22V23H18ZM194 22H195V24H194ZM202 22V21H201ZM3 23H5V24H3ZM7 23V24H6ZM57 23H59V24H57ZM71 25H70V24ZM239 23H240V26H239ZM35 25V27H34V25ZM50 24V25H49ZM57 24V25H56ZM62 24H63V27H62ZM64 24H66L67 26L69 25V28H70V30H73V32L75 31V29H77L74 33H70L71 31L70 30H68L69 31V33H68V31L66 30L67 28L65 27L66 25H64ZM74 24V25H73ZM121 24V25H120ZM131 24V25H130ZM170 24V25H169ZM191 24V25H190ZM244 24V26H242ZM4 25V28L2 29V26ZM7 25V26H6ZM18 25V26H17ZM46 25H47V27H46ZM61 26V28L64 30V28H66L64 31L61 29V28H59V26ZM86 25V26H85ZM126 25V26H125ZM173 25H175V26H173ZM194 25V26H193ZM245 25H246V27H245ZM56 26H57V29H56ZM89 26H91V27H89ZM160 26V25H159ZM162 26V27H163ZM223 26V27H222ZM238 26L241 28V29H239L238 28ZM249 26H251V28H255V29H258V30H260L259 31V33H257V35H254V34H256V32H257V30H255L254 28H253V30L251 29V28H249ZM5 27H6V29H7V31H6V29H5ZM10 27V28H9ZM21 27H22V29L23 30H25V32L21 29ZM177 27V28H176ZM184 27V28H183ZM195 27H196V29H195ZM204 27H207L206 29H208V30H203V29H205ZM210 27V26H209ZM244 27V28H243ZM14 28V29H13ZM19 28L21 29L20 31H22L21 33H20V31H19ZM38 29V31L40 32V35H41V33L42 34H44V33H47V34H49L50 32H53L52 34H54V31L56 30V31H58L57 32V34H55V35H52L51 33H50V36H47L46 37V34H45V36L43 37H41L42 38V41L41 42H39V43H44L43 42V39H45V40H47L48 39V41H45V42H47L48 44L46 45V43L44 44L46 47H48V49L49 50H52V51H49L48 53H45V55H44V60H42V62H41V56H42V50L41 51H39L40 50V48L42 47L41 46V44H36V43H33L34 42V40L36 41V38L38 39L37 41H39V40H41V39H39V37H36V36H40L39 34H38V32H37V29ZM48 28H51V29H49V30H47ZM73 28H75V29H73ZM130 28V29H131ZM176 28V29H175ZM178 28H179V30H178ZM191 28V29H190ZM200 28H202L201 30H200ZM223 28V29H222ZM246 28V29H245ZM9 29H11L12 30V32H11V30H9ZM129 29V28H128ZM132 29V30H133ZM175 29V30H174ZM28 30H27V32H28ZM84 30H86V31H88V36H87V34L85 33V32H83L84 34H86V35H82V31H84ZM93 30H95V28H93ZM183 30V31H182ZM240 30H242V31H240ZM9 31V32H8ZM36 31V32H35ZM77 31H79L80 33H81V35H80V33H78ZM126 31H128V30H126ZM179 31H180V33H179ZM241 33H240V32ZM245 31V32H244ZM246 31H248L247 33H250L249 34V38L248 37H245V35L246 36H248L247 35V33H246ZM67 32V33H66ZM76 32H77V34H76ZM96 32V31H95ZM177 32H178V36H176L177 35ZM182 32V33H181ZM202 32H204L203 34H204V37H203V34H202ZM233 32V33H232ZM11 33H12V35H11ZM18 33H20V34H18ZM37 33V34H36ZM56 33V32H55ZM173 35V34H176V35H174V36H172L171 34ZM226 33H227V35H226ZM236 33V34H235ZM246 33V34H245ZM6 34V35H7ZM36 34V35H35ZM71 34V35H70ZM73 34V35H72ZM229 34V35H228ZM241 34V35H240ZM3 35V36H2ZM35 35V36H34ZM52 35V36H51ZM79 35L80 36H82V37H84V38H82V37H80V39L78 40V37H79ZM234 35V36H233ZM240 35V36H239ZM11 36V37H10ZM19 36H20V38H19ZM91 36V37H90ZM219 36H218V38H219ZM10 37V38H9ZM18 37V38H17ZM47 39H46V38ZM62 37H64V39L62 38ZM77 39L76 40V42H78L79 41V43H77V45L78 46H76L77 48H73L74 46H75V44H74V40L73 39H75V38ZM97 37H99V36H97ZM173 37V38H172ZM201 37V38H200ZM233 37H234V39H233ZM240 37H243V38H240ZM25 38V39H24ZM49 38H50V42H49ZM60 38V39H59ZM72 38V39H71ZM82 38V39H81ZM167 38V39H168ZM180 38V37H179ZM186 38V39H187ZM204 38V39H203ZM230 38V39H229ZM252 38H251V40H252ZM258 38V39H257ZM23 39H24V41L26 40L27 41V44L26 43H23L22 41H23ZM52 39V40H51ZM175 39H177V38H175ZM233 39V40H232ZM244 39V40H245ZM30 40V41H29ZM52 41V47H53V43H55V41ZM62 40V41H61ZM73 40V41H72ZM81 40V41H80ZM172 40V41H171ZM230 40H231V42H230ZM4 41V42H3ZM25 41V42H26ZM29 41V42H28ZM36 41V42H37ZM69 41L71 42V43H73V44H71L70 43V45L68 44L69 43ZM168 41H169V39H168ZM176 41V40H175ZM203 41V42H202ZM237 41V40H236ZM1 42H2V44H1ZM10 42H11V40H10ZM32 42V43H31ZM66 42H68V43H66ZM81 42L83 43V45H81ZM230 42V43H229ZM251 42H250V44H249V48L247 47H244L245 49H247V50H250V49H253V48H251L250 46H251ZM16 43H18L19 45L17 46V44ZM20 43L22 44V47L20 46ZM31 43V44H30ZM67 44V45H65V44ZM94 43V42H93ZM174 43V42H173ZM236 43H239V42H236ZM247 43V44H246ZM11 44H12V42H11ZM38 45V46H36V45ZM58 44V43H57ZM202 44H203V46H202ZM240 44V43H239ZM24 45H27L26 46V48H25V46ZM32 45H35V47L34 46H32ZM39 45L41 46L40 48H39V50H37V52H36V49H38V47H39ZM65 45V46H64ZM73 47H72V46ZM94 46H95V43L93 44ZM92 45V46H93ZM116 45V44H115ZM115 45H113V46H115ZM181 45V44H180ZM242 45V44H241ZM24 46V47H23ZM68 46H69V48H68ZM73 48L72 50H71V47ZM93 46V47H94ZM117 46H121L122 48H120V47H117ZM116 46V48H120V49H118L117 51H116V53L119 51V50H123L124 52H125V54L127 55L128 54V56H126L125 54H124V52H123V56H122V53L120 54V53H118V54H116L115 55V57L117 58V59H115V60H118V62L117 61H115L116 63H118V64H115V65H119V67H117V66H114V67H116V69L118 70V72H120L119 73V79H121L120 81H123V79L125 80L126 78H124L125 76L127 77H130V78H127L126 79V81H123L124 83H122V84H120V86H122V88H125V89H127L126 87H124V85H125V82H126V85H127V83L128 84H133V82L134 81H136V79L138 78V75H141L140 77H144V76H142V74H140L141 72H142V70H143V72L142 73H144L145 71H146V68H144L143 67V64H141L142 63V61L138 58V57H136V55H135V53H133L132 54V51H127L128 50V48H127V46L126 45H122V44H120L119 43V45H117ZM124 46V47H123ZM235 46H236V44H235ZM5 47V46H4ZM17 47V48H16ZM63 47H65V48H63ZM78 47L79 48H81V49H78ZM92 47V48H93ZM188 47V48H187ZM232 47V46H231ZM25 48V49H24ZM32 48V49H31ZM43 48V47H42ZM41 48V49H42ZM83 48H85V49H83ZM114 48V47H113ZM115 48V49H116ZM197 48V49H196ZM201 48V49H200ZM14 49H16L15 51H14ZM23 49V50H22ZM67 49V50H66ZM260 49V50H261ZM22 52H21V51ZM66 50V51H65ZM77 50L79 51V50H82V51H79L78 53H76L77 52ZM87 50H89V51H86ZM94 50V49H93ZM196 50V51H195ZM254 50V49H253ZM256 50V52L257 53H255L256 55H254V54H252V56L254 57H252V56H250V58L252 59V61L251 62H253V64H254V60L253 59H258L259 60V58H261L262 59V61L264 62V60H263V54H264V52H263V54H259L258 52H261V51H257V49H255ZM254 50V51H255ZM24 51V52H23ZM34 51V52H33ZM38 51L39 52H41V54L39 55L38 54ZM63 52H65V54L63 53ZM75 52V53H74ZM94 52V51H93ZM120 52H122V51H120ZM185 52V51H184ZM196 52H198V53H196ZM248 52V51H247ZM250 52L252 53L253 51H251L250 50ZM17 53V52H16ZM249 53V52H248ZM250 53V54H251ZM26 54V55H25ZM34 54H36L37 55V57H36V55H34ZM49 54V55H48ZM78 54V55H77ZM121 56H120V55ZM249 54V55H250ZM257 54H259V55H257ZM33 55V56H32ZM47 55V56H46ZM67 55V54H66ZM65 55V56H66ZM73 55H74V57H73ZM94 55V54H93ZM119 55V56H118ZM130 55V56H129ZM134 55V56H133ZM196 55V56H195ZM53 56V57H52ZM76 56V57H75ZM258 56H259V58H258ZM32 57H34V59H32ZM54 57H56V59L54 58ZM127 57V58H126ZM256 57V58H255ZM59 58V59H58ZM73 58H75V59H73ZM120 58V59H119ZM124 58H126V59H124ZM66 60V62L64 61V60ZM125 60V61H124ZM258 60H256V61H258ZM26 61H28V60H26ZM47 61V60H46ZM60 61V62H59ZM139 61H141V62H139ZM255 61V63H261L260 65H258V64H256V68L255 67H253V68H255L256 70H258V71H256L255 69H253V68H250V70L251 69H253V73L255 74V76H256V74L259 76H261V77H258V81H259V79H261L260 80V83L259 82H252V81H247V84L245 83L246 82V80L244 81V80H237V82L238 83H236V82H234V77L232 76V74H230V70L227 68V69H224L223 71H222V77L221 78H219V79H217V80H213V81H211V80H201L200 79V81H195L194 80V86L192 85V81H193V79H190L191 80V82H190V84H191V87L193 86L194 88H197L198 86V89H196V91L195 92H197V93H195V94H193L194 95V97H193V95L191 96V95H187V91H186V89L185 88H181L180 87V89H182V90H180L179 91V89H178V99H179V101H178V103L180 104H178V108L179 109H177L178 110V126L180 127H183V126H185L187 123H188V121H189V123L190 124H192V125H187V126H185L186 127V134H187V128H188V132H189V129L191 128V126L193 127V126H196V125H198V123H200L199 124V126H201L202 127V129H203V127H206L205 125H209V126H212V127H215V129H217V127H219L218 128V130L219 131H222L223 129V133L225 134L224 135V137L225 138H228L227 136L229 135V138L228 139H225L224 138V140H225V142H226V140L228 141V140H230L229 142H231V143H225L224 142V140H223V142L221 143V145H223V147L224 146H227V147H225V150L222 148L221 149V153L223 154V156L221 155V157L223 158V162H224V169L226 170V169H228V171L226 172L225 170V173H229V172H232V174H234V178H233V180L234 181H232L233 183V185L231 184V186H229V187H227V182H225L224 184H221V186H219V183H223L224 181H222V182H219L218 184H216L215 185V182L214 183H212L213 182V180L210 182H208V184L206 185V186H202L201 184H197V186H189L185 181H184V183H185V185L186 186H180V184H178V186H180V187H182V188H180V187H178V190H174V191H170V192H168V193H164L162 196L164 197V198H160V200H162L163 199V202H168V204H171V205H173V206H175L176 208H178V210H181L182 208V213H183V210H184V208L186 209V210H188V211H186V210H184V212H185V214H183V216L184 215H187V217H189V218H187L186 219V216H185V219L183 218L182 219V213H179V215H181V216H175V215H172L171 214V217L174 219L172 222H170V220H169V218L171 219V217L169 216L170 214H169V212L168 213H163L165 216H164V218L166 217H169V218H167V223H165V222H163L164 224H167V225H164L166 228H167V226H168V229L167 230H169L168 232L170 233L171 232V234L168 236V237H166L165 236V238H163L162 240L164 241L163 242V245L164 246H166V248L162 245V243H161V245L166 249V250H164V248H163V250H164V252L165 253H163L164 255H166V256H163V254H162V256H160V257H158L159 259H156V261H159V260H161V261H159V264H171L172 263V261H173V263L172 264H178V260L176 261V259H178V244H177V240H178V234H176V233H178L179 232V234H186V235H189L187 238H190V239H192V240H190L189 242H190V244L192 243V244H195V246L194 245H189V247L188 248H183V247H181V249H182V251L184 250V251H188V252H190V253H188L187 254V258L186 259H184V261H186V262H184L185 264H264V248H262L263 246H264V229H263V225H264V220H263V218H264V212H262L264 209V188H263V183H264V167H263V165H264V161H263V159H264V137H262V135L263 134H260L259 136H256V137H254L255 135H254V128H251V127H249V126H252V127H254L255 125H257V124H255L256 122L257 123H261V120H262V123L264 122V118L263 117H261L262 115L264 116V112H263V108L262 107H264V97L263 98H261L263 95H264V91H263V89L262 88H264V63L263 62H261V60H259L258 62H256ZM65 62V63H64ZM73 63H74V61H72ZM90 63H89V65H90ZM122 63V64H121ZM263 63V64H262ZM44 64H45V62H44ZM56 64H57V66H56ZM63 64V65H62ZM127 64V65H126ZM134 66H133V65ZM139 65V69H140V71H139V69L137 68V72L136 71H134V70H132L131 71V69H132V67H133V69L134 68H136V67H138V65ZM59 65V66H58ZM65 65V66H64ZM77 65H79L78 64V62H76V63H74V67H73V65H71V70H69V69H64L63 71L65 72V73H63V74H68L69 72H68V70L69 71H72V70H75V68H78V66ZM89 65H87V66H85L84 68L86 69H90L89 67ZM125 66V67H123V66ZM130 65V66H129ZM137 65V66H136ZM263 65V66H262ZM44 66V65H43ZM251 66H252V63H251ZM253 66H255V64L253 65ZM258 66H260V69H258L257 67ZM262 66V67H261ZM128 67H129V69H128ZM68 68V67H67ZM122 68V69H121ZM123 68H125L124 70L126 71H124L123 70ZM128 70H127V69ZM115 69V71H117ZM77 70H79V69H77ZM121 70H123V71H121ZM136 70V69H135ZM226 70H229V71H227L226 72ZM63 71H61V73L63 72ZM89 71V70H88ZM86 72V73H89V72ZM128 71V72H127ZM138 71H139V73H138ZM66 72H68V73H66ZM118 72H116V73H118ZM127 73V74H126ZM132 73H136L135 74V77H134V74H132ZM138 73V74H137ZM228 73V74H227ZM230 74V75H229ZM253 74V75H254ZM261 74H263V75H261ZM125 75V76H124ZM230 76L232 77V78H230ZM133 79L132 80V83H129V82H131V80L130 79ZM136 78V79H135ZM256 78V77H255ZM262 78H263V80H262ZM129 79V80H128ZM189 80V81H190ZM128 81V82H127ZM189 81H187L188 83H189ZM208 81V82H207ZM214 81H216V82H214ZM218 81H220V82H218ZM235 81H236V79H235ZM240 82V83H239ZM199 83V84H198ZM261 83H263L262 85H263V87H261V85H260V88L262 89H260L259 90V84H261ZM197 84H198V86H197ZM211 84H212V86H211ZM240 84V85H239ZM248 84H250V85H248ZM218 87H217V86ZM197 86V87H196ZM206 86V87H205ZM209 86H211V88L209 87ZM214 86H216L217 88H215ZM235 86V87H234ZM109 88H110V86H108ZM134 88H136V90L137 89H139V87H137V86H133ZM132 87V88H133ZM204 87V88H203ZM108 88V89H109ZM129 88H130V85L128 86V89L127 90H129ZM179 88V87H178ZM248 88H249V90H248ZM250 88H251V90H250ZM253 88H255V89H253ZM154 89V88H153ZM199 89H201V90H199ZM210 89V90H209ZM252 89L255 91H253L254 93H255V95H253L252 93ZM221 90V91H220ZM185 91V92H184ZM213 91H214V93H213ZM231 91L233 92V93H231ZM239 91V92H238ZM249 91H251V93L249 92ZM224 92V93H223ZM227 92V93H226ZM236 92V93H235ZM258 92H259V95H258V97L260 96V95H262L260 98H261V100H260V98H256L255 96H257V94H258ZM202 93H203V95H202ZM212 93L213 94H215V95H213V97L211 96L212 95ZM241 93V94H240ZM243 93V94H242ZM263 93V94H262ZM197 94H199V97H198V95ZM252 96H251V95ZM181 95V96H180ZM202 95V96H201ZM207 95H209V96H207ZM224 95V96H223ZM234 97H236V98H234ZM241 95L243 96V97H241ZM190 97V98H188V100H187V97ZM204 96H205V99L204 100H206V102H205V104H202L200 101L204 98ZM241 98H240V97ZM193 97V98H192ZM201 99L200 101H198V99ZM202 97V98H201ZM207 97V98H206ZM210 97L213 99H210ZM230 97V98H229ZM253 97H254V99H253ZM180 98H181V100H180ZM184 100H183V99ZM197 100H196V99ZM225 98L227 99V100H225ZM237 98H240L239 100L240 101H238V99ZM243 98H244V100H243ZM190 99V100H189ZM192 99H194L193 101H195L196 100V102H194V104H192L191 102H193L192 101ZM222 99L223 100H225V101H222ZM231 99V100H230ZM235 99V100H234ZM242 99V100H241ZM263 99V100H262ZM19 102H23L25 99L23 98V97H21V98H19L18 97V99H17ZM22 100V101H21ZM136 100H137V102H136ZM138 100H140L142 103H141V106H142V108H141V106L139 107V105H140V101H138ZM143 100H145L144 98H136L135 100H134V103H135V105L137 104L138 105V102H139V105L137 106L136 105V107H137V112L135 113L139 118H140V115H141V113H140V109H143L142 110V116L141 117H144L143 119L145 120V122H147V124L149 125V124H153V120H155L156 121V119H157V121H158V116H159V120H164L163 121V123H165L166 125L167 124H170V123H174L173 121H172V119L171 118H173V113L172 112H174V114H175V111H173V107L172 106H168V104H167V102H170L171 103V101H166V104H164V102H160L159 100H155V99H153V98H151L150 100L151 101H147V102H149L150 104H156L157 103V101L158 102H160L159 104L157 103L156 104V106H155V108H156V110H154L153 108H151V109H153L155 112H154V114H156L157 113V115H153V112H149V113H147V114H151L152 116H157L156 118L155 117H152V116H150V117H152V118H155V119H152V118H149L147 115H146V113H144V108H143V106L144 105H146V104H149V103H146L145 104V102L143 101ZM155 100V101H154ZM183 100V101H182ZM216 100V101H215ZM184 102V103H182V102ZM191 101V102H190ZM186 102V103H185ZM189 102V103H188ZM198 102H200L199 103V105H198ZM208 102V103H207ZM209 102H210V104H209ZM218 102H221V103H218ZM227 104H226V103ZM161 103H163L162 105H161ZM223 103V104H222ZM225 103V104H224ZM236 103V105H234L233 106V104H235ZM242 103L243 104H247L246 106H244L243 105V107H242ZM206 104H209L208 105V108L206 107V108H203V107H205L206 106ZM255 104V105H254ZM157 105H159V107L160 106H162L163 107V105H164V107H165V105H166V107L164 108V109H166L167 108V110H164V113H163V110H160V109H162V108H159V107H157ZM190 105V106H189ZM194 107H193V106ZM196 105V106H195ZM202 105H205V106H202ZM227 105V106H226ZM241 105V106H240ZM150 106V105H149ZM152 106V105H151ZM168 106V107H167ZM182 106V107H184V109L182 108H180V107ZM213 108H212V107ZM232 106V107H231ZM25 107V106H24ZM23 107V108H24ZM199 107H202V108H199ZM233 107H234V109H233ZM235 107H237V108H235ZM244 107H246L245 109V112H244V110H243V108ZM261 107V108H260ZM22 108V109H23ZM221 108H222V110H221ZM233 110H232V109ZM258 108V109H257ZM139 109V110H138ZM174 109H176V108H174ZM217 109V110H216ZM230 111H229V110ZM237 109L238 110H240V111H238V113H237ZM251 109V110H250ZM259 109H261L262 111H259ZM2 110V111H1ZM176 110V111H177ZM191 110V111H190ZM235 110V111H234ZM241 110H243V111H241ZM247 110H249V112L247 111ZM256 110H258V111H256ZM5 111H7L8 112V110H5L4 109V107H2L1 109H0V115L2 116V117H0V119L1 118H5L6 120L7 119H9V117L8 116H10V113L8 114L7 112L5 113ZM11 111V110H10ZM157 111V112H156ZM168 111V112H167ZM169 111H170V116H169ZM252 111V112H251ZM3 112L5 113V114H3ZM13 112V111H12ZM11 112V113H12ZM21 112V111H20ZM23 112V111H22ZM21 112V114H11V116L13 115V117H17V119H16V122H18L19 123V125H21V126H19V128L21 127V129H23L24 131H25V134H27L28 136H29V134L30 133H28V131L30 132L31 130H28V129H25V126H22V121H23V118H24V113H22ZM161 114H160V113ZM166 112H167V114H166ZM205 112H211L212 114H214V115H212L211 113H209L210 115H208L207 113H205ZM228 112H232L231 113V115H232V117L234 118V120H233V118L231 119L230 118V113H228ZM234 112H235V114H234ZM248 113V115H247V113ZM14 113V112H13ZM8 114V115H7ZM23 114V115H22ZM140 114V115H139ZM158 114H160V115H158ZM220 114V115H219ZM230 116H229V115ZM238 114V115H237ZM243 114H246V116L245 115H243ZM251 116H253V118L252 117H250V115ZM258 114H259V116H260V114H262L260 117L258 116ZM163 116V119H161L162 118V116ZM168 115L169 116V119H167V117L166 116ZM223 115H225V117L223 116ZM228 117H227V116ZM234 115V116H233ZM10 116V117H11ZM165 116V117H164ZM219 116V117H218ZM240 116V117H239ZM243 116H245V117H243V119H242V117ZM12 117V118H13ZM57 117V121H55L56 123L58 122V120L60 121V119H58L59 117L58 116H56ZM161 117V118H160ZM171 117V118H170ZM214 117V118H213ZM256 117V118H255ZM258 117V118H257ZM18 118H20V120L18 119ZM213 118V119H212ZM230 119V121L229 120H227V119ZM249 118V119H248ZM142 118H140V120H141ZM187 119V120H186ZM211 119V120H210ZM219 119V120H218ZM225 119V120H224ZM240 119V120H239ZM242 119V120H241ZM246 119V121H244ZM250 119H251V121H250ZM256 121H254V120ZM258 119V120H257ZM259 119H260V121H259ZM2 121H3V119H1ZM0 120V121H1ZM67 120V119H66ZM65 120V121H66ZM143 120V121H144ZM65 121H60V123L62 124V122L63 123H65ZM152 121V122H151ZM170 121H172V122H170ZM175 121V120H174ZM209 121H210V123L212 122L213 124L211 125L210 123H209ZM252 122V123H250V122ZM67 122L68 121H66V123L64 124L65 126H66V124H67ZM167 122V123H166ZM21 123V124H20ZM52 123V122H51ZM59 123V122H58ZM57 123V124H58ZM159 123H160V121H159ZM184 123V124H183ZM203 123V124H202ZM246 123H247V125H248V127H247V129H246ZM261 123V124H262ZM68 124H69V122H68ZM67 124V125H68ZM146 124V123H145ZM160 124H162V122L160 123ZM231 124V125H230ZM236 124V125H235ZM245 124V125H244ZM251 124V125H250ZM255 124V125H254ZM163 126L164 128H166V129H169V128H167V127H169V125H167V126ZM204 125V126H203ZM254 125V126H253ZM262 125H264V124H262ZM124 127H128V126H126L125 125V123H124V125H123ZM171 127H172V129L173 128H175V125L173 124V125H170ZM223 128L222 130H221V127ZM231 126V127H230ZM242 126V127H241ZM151 127V126H150ZM178 127V128H179ZM190 127V128H189ZM234 127V128H233ZM139 129H140V127H138ZM138 128H133L132 130H130L129 129V127L127 128V131H129V134L132 136L133 134H137V133H139V132H142L143 130H142V128L139 130ZM145 129L144 130H148L146 127H144ZM240 128H241V133H240ZM252 129V130H250V129ZM138 129V130H137ZM150 129V128H149ZM180 129V130H179ZM178 129V133L180 134V135H182V136H186V134H184V131L182 130L181 131V128H179ZM182 129H184L185 130V128L183 127ZM228 129H230L229 131H228ZM238 129V130H237ZM246 131L245 133H244V142H243V140L242 141H240L241 139H243L242 138V136H241V134L243 133V131L244 130ZM249 129V130H248ZM28 130V131H27ZM137 130V131H136ZM151 130H153V129H151ZM170 130H171V128H170ZM225 130H227L228 132H232V134L231 133H228L227 135H226V131ZM235 130H236V132H238V133H236L235 132ZM2 131V132H1ZM27 131V132H26ZM131 131H133V132H131ZM136 131V132H135ZM248 131H253L252 132V134L250 133V132H248ZM183 132V133H182ZM3 134L4 135V133H3V130H2V128H1V126H0V134ZM133 133V134H132ZM182 133V134H181ZM236 133V134H235ZM240 133V134H239ZM249 133L251 134V136L250 137H252V139H253V141H252V139L251 138H249V139H251L250 141H249V139H248V137L246 136V135H249ZM0 135V139L1 140H5V138H4V136L3 135ZM178 134V137L180 136ZM239 136H238V135ZM32 135V134H31ZM238 137H237V136ZM243 135V134H242ZM253 135V136H252ZM257 135V134H256ZM3 136V137H2ZM235 137V138H233V137ZM264 136V135H263ZM2 137V138H1ZM232 137V138H231ZM236 137H237V139H236ZM240 137V138H239ZM65 138V137H64ZM180 138V137H179ZM240 139V140H239ZM64 140V139H63ZM66 140H68L67 139V137H66ZM238 140H239V142H238ZM238 142V143H237ZM230 144V145H229ZM258 144V145H257ZM261 144V145H260ZM242 145H243V147H242ZM114 146V147H113ZM113 146H111L110 148V150L109 151H111L110 153H113V152H115L116 151V149H117V147L115 146V145H113ZM248 146V147H247ZM113 147V148H112ZM221 148V147H220ZM229 148V149H228ZM115 149V150H114ZM119 149V148H118ZM230 149H232V150H230ZM112 150H114V151H112ZM183 150H186V151H182L184 154H182V153H180V154H182L183 156H188L190 153L189 152H187V148H184ZM222 150H223V152H222ZM237 152H236V151ZM190 151V150H189ZM231 152V153H233V151H234V155L232 154V156H231V153H229V152ZM109 153V152H108ZM191 153H192V151H191ZM220 153V154H221ZM227 155H226V154ZM239 153V154H238ZM194 153H192V155H193ZM224 154H225V156H224ZM242 154V155H241ZM230 156V157H229ZM224 157H227V158H224ZM241 158V159H240ZM237 159V160H236ZM260 161H261V163H260ZM227 163V164H226ZM263 163V164H262ZM230 164L231 165H233V166H230ZM255 164V165H254ZM242 165V166H241ZM254 166V168H252L253 166ZM237 166V167H236ZM241 166V167H240ZM256 166V167H255ZM234 167H236V168H234ZM239 168V169H238ZM138 169V168H137ZM233 169V170H232ZM234 169H235V171H234ZM136 170V169H135ZM133 171V172H135L136 174H139V171L138 170H136V171ZM240 170H242L241 172H240ZM132 172V173H133ZM239 172V173H238ZM243 172V173H242ZM262 172H263V174H262ZM241 173V174H240ZM244 174V175H243ZM216 181V180H215ZM188 182H189V180H188ZM195 183V182H194ZM237 183H238V186H239V188H238V186H237ZM193 183H191V185H192ZM210 185H212V186H214V187H212V186H210ZM223 185V186H222ZM226 185V186H225ZM40 186H41V184H40ZM189 186V187H188ZM200 186V187H199ZM210 186V187H209ZM218 186V187H217ZM41 187H44V186H41ZM47 187H49V186H47ZM47 187H46V190H47ZM196 188V190H195V188ZM29 187H26L25 185H14V184H6V185H1L0 184V191L2 192V190L3 189H5V190H9V189H16V190H18V191H22V190H26V189H28ZM192 188V189H191ZM229 188V189H228ZM237 188V189H236ZM34 189V191H38V192H44V191H46L44 188H39V187H35V188H30V190H33ZM188 189V190H187ZM227 189H228V191H227ZM237 191H236V190ZM48 190L49 191H54V187L53 186H51V187H49L48 188ZM185 190V191H184ZM211 190V191H210ZM215 190V191H214ZM226 190V191H225ZM183 191V192H182ZM229 191H231V192H229ZM1 192H0V214H3V213H5V210H7V209H10L13 205H12V203H13V201H15V197L14 196H8V198H6V197H2V195H1ZM199 192V193H198ZM218 192V193H217ZM175 193V194H174ZM201 193H202V195H201ZM227 193V194H226ZM24 194H27L28 195V193H24ZM188 194V195H187ZM218 194V195H217ZM39 195H41V194H39ZM43 195V194H42ZM208 195V196H207ZM222 195V196H221ZM232 195H234V196H232ZM44 196V195H43ZM166 196V197H165ZM175 196V197H174ZM35 197V196H34ZM66 199H65V198ZM230 197V198H229ZM79 198L81 199V197H74V195H68L67 193L65 194V196H63V198L61 197V199H59V198H57V197H55V198H53V196H51L50 194H45V196L44 197H40V196H37V197H35V198H33V199H31L30 200V202L28 203V205H27V207L28 208H30V207H33V206H37V207H48L49 209H51V208H54V207H57V204L59 203V202H63V201H59V200H62V199H64V201H65V203L64 204H62L63 206L64 205H66V203H67V205H69V204H72V202H75V201H77L78 203H79ZM170 198V199H169ZM178 198V199H177ZM226 198V199H225ZM168 199V200H167ZM173 199V200H172ZM174 200H176V202L174 201ZM80 201H82L83 203H85L83 206L85 207V205H86V209H87V211H85V212H87V213H90L92 210H93V208L94 207H96V206H98L99 204L98 203H100V202H97V201H95V200H86V199H84V198H82ZM178 201V202H177ZM165 202V203H166ZM227 202H228V204H227ZM142 203H143V207L142 208H146V201H143L142 200ZM231 203V204H230ZM149 204V203H148ZM107 205V204H106ZM142 205V204H141ZM61 206V205H60ZM63 206H61L60 208H59V212H61V213H63V211L65 210V209H63L62 207ZM94 206V207H93ZM137 206V205H136ZM149 206V205H148ZM147 206V207H148ZM151 206V208L149 207V208H146V210H147V214H151V213H154L155 212V214L158 212H156V211H154V209L152 208V204L150 205ZM236 206V207H235ZM67 207V206H66ZM182 207V208H181ZM231 207V208H230ZM233 207V208H232ZM27 208V209H28ZM62 208V209H61ZM66 209H68V208H66ZM85 209V210H86ZM263 209V210H262ZM89 210V211H88ZM152 210V211H151ZM261 214H260V213ZM188 213V214H187ZM255 213V214H254ZM259 213V214H258ZM160 214V213H159ZM158 215V214H157ZM161 215V214H160ZM160 215H159V218H160ZM191 215V216H190ZM174 216V217H173ZM1 217H3V215H1L0 216V218ZM151 217V216H150ZM156 217V216H155ZM178 217V218H177ZM246 217H247V219H246ZM254 217V218H253ZM255 217H257L256 219H255ZM262 217V218H261ZM159 218L158 217H156V219L157 220H154V221H158L159 220ZM164 218H160L161 219V221H162V219H164ZM165 218V219H166ZM259 218V219H258ZM2 219V218H1ZM150 219H152V218H150ZM153 219H154V217H153ZM152 219V220H153ZM251 219H252V221L253 222H251ZM5 219H3L2 220V222L4 221ZM172 220V219H171ZM175 220H178L177 222L175 221ZM211 220V221H210ZM244 220L246 221V223L244 222ZM250 220V221H249ZM261 220H263L262 222H261ZM164 221V220H163ZM182 221V222H181ZM209 221V222H208ZM212 221H213V226L210 224V222L212 223ZM248 221H249V223H248ZM2 222H0V225H1V223ZM170 222V223H169ZM235 222V223H234ZM251 222V223H250ZM3 223H5V222H3ZM169 223V224H168ZM178 223V224H177ZM233 223V224H232ZM262 223H263V225H262ZM175 224V225H174ZM207 224V225H206ZM228 224H231V225H228ZM234 224H235V226L236 227H234ZM237 224V225H236ZM245 224V225H244ZM251 224H253L252 226H254V227H252L251 229H250V227L249 226H251ZM2 225H4L5 226V224H2ZM220 225V226H219ZM261 225H262V228H261ZM177 226V228H174V227H176ZM179 226V227H178ZM206 226H209V228L207 227V228H205ZM219 226V227H218ZM226 226V227H225ZM233 226V227H232ZM238 226V227H237ZM255 226H256V228H255ZM201 227H203V228H201ZM227 229L228 228V230H226L225 228ZM247 227H249V228H247ZM134 228V227H133ZM218 228H219V231H217L218 230ZM222 228V229H221ZM256 230H255V229ZM259 228V229H258ZM136 231L137 230H139L140 228H134ZM223 229H224V232H223ZM231 229H232V232H234V230L236 231H238V232H236V234H238L239 236L241 235V237L242 238H244V239H246V240H248V243L247 242H245V243H243V244H241L240 246H237L236 244H234L233 245V241H232V239H229L230 238V234H229V232H231ZM133 230V229H132ZM135 230H133L132 232H131V234H133V235H135ZM208 230H209V240H210V242H212V241H214V239H215V241L213 242V243H208V241L206 242V240L205 239H203V238H205L204 236L206 235H208ZM221 230V231H220ZM119 232H116L117 233V236L119 235V236H121V237H119L118 238V240H117V245L115 246V245H110V244H106L105 246H104V248H102V249H100L99 251L98 250H96V251H98L97 253H99V254H103V256L104 255H106L105 257H103L104 258V261H106L107 259V261H110L109 262V264L111 263V261H113V259L115 258V257H117L116 259H114V261L115 260H117V261H120V262H122V260L123 259H125L124 257H125V254H124V248L122 247L123 245L120 243V242H122V241H124V235H126V231H124L123 229H121V230H118ZM164 231H166L165 230V228H163V230H162V232H164ZM178 231V232H177ZM192 231V232H191ZM215 231H216V233H215ZM256 231H257V233H256ZM263 231V232H262ZM107 232V231H106ZM120 232H121V234H120ZM124 234H123V233ZM167 232V233H168ZM181 232V233H180ZM219 232V233H218ZM220 232H222V233H220ZM119 233V234H118ZM168 233V234H169ZM174 233V234H173ZM214 235H213V234ZM136 234H137V232H136ZM172 234H173V236H174V238H173V236H172ZM200 234H203L204 236H202V235H200ZM229 234V235H228ZM164 235V233L163 234H161V236H163ZM184 235H179L180 237H184L185 238V236ZM194 235H196L195 237V239H196V241H195V239H193L194 238ZM202 236L203 238V240L201 239V237H199V236ZM225 235H227L228 237H226ZM257 235H258V237H257ZM156 236V235H155ZM197 236L199 237V238H197ZM137 237H138V235L135 237V238H133L134 240L135 239H137ZM156 237H158V236H156ZM207 237V238H208ZM260 237V238H259ZM140 238V236L138 237V239ZM217 238V239H216ZM226 238H228L227 240H226ZM123 239V240H122ZM137 239V244H136V248L135 249H138V245H139V240ZM201 239V241L205 244V248L204 249H207L206 248V246H207V244L206 243H208V245H210V244H215L216 243V245H210L211 247L210 248H208L209 250H211V248L213 249V250H211V252L209 253V256H208V252L206 253L207 254V256L205 255L204 256V251L202 252V244L201 243H199V240ZM212 239V240H211ZM252 239V241H250V240ZM172 240V242H170ZM197 240H198V242H197ZM205 240V241H204ZM232 241L233 243H231V242H228V241ZM173 241H175L174 243H173ZM194 241H195V243H194ZM56 242V241H55ZM54 241L52 242V241H50V242H41L36 248H34V246H33V248L32 249H30V251H28L29 253H31L32 252V254H30L29 255V253H27V255H29L31 258L30 259H32V260H34V262H33V264L35 263H37V264H102V263H99V262H97V261H99V260H95V259H97V258H95V256L96 257H98V254L97 255H95L94 256V254H95V251H93V252H89V254H88V249L86 248V247H77V246H75V245H73V244H70V245H65V247H63V246H61L62 245V243L60 242L59 244H57V243H55ZM251 242V243H250ZM171 243H173L174 244V246H171ZM250 243V244H249ZM262 243H263V245H262ZM61 244V245H60ZM150 244H153L152 242L150 243ZM170 245V246H167V245ZM172 244V245H173ZM229 244V245H228ZM230 244H232V245H230ZM121 245V246H120ZM177 245V246H176ZM227 245H228V248H227ZM248 245V246H247ZM253 247V250L255 249V253H257L256 255H257V257H255V256H253L254 257V259L253 258H249V260H246V262L248 261L249 263H246L243 259H246V258H242V256L243 257H246V253H244L243 251H246V248H245V246H247V248H252L251 246ZM260 247H259V246ZM250 246V247H249ZM175 247V248H174ZM194 247H196L195 249L196 250H199V251H201V254H200V252H196L195 250H193V248ZM209 247V246H208ZM234 247H235V249H234ZM238 247H239V249H238ZM240 247H242V248H240ZM255 247V248H254ZM261 248V249H260ZM124 249V250H123ZM175 249H177V250H175ZM187 249H189V250H187ZM234 251H233V250ZM236 249H238V250H240V252L238 251H235ZM32 250V251H31ZM103 250V251H102ZM232 250V251H231ZM249 249H247V251H248ZM171 253H170V252ZM177 251V252H176ZM206 251V250H205ZM226 251V252H225ZM229 253H231L232 254V257L230 258V256H231V254H229ZM39 252H41V254H39ZM105 252V253H104ZM225 253V255H224V253ZM235 252H237L239 255L240 254H242V256L240 257L237 253H235ZM242 252V253H241ZM135 253H137V252H135ZM212 253H214V254H212ZM235 253V254H234ZM248 253V252H247ZM171 254V256H176V258H173L172 257V259L170 258V255ZM0 255H2L1 253H0ZM42 255V256H41ZM211 255V256H210ZM259 255V256H258ZM4 257H5V255H3ZM29 256L28 257H26V259L28 258L29 259ZM32 256H34V257H32ZM123 256V257H122ZM234 256V257H233ZM237 256V257H236ZM10 257V256H9ZM8 257V258H9ZM20 256H18V258H19ZM227 257H229L230 258V260H228L229 258H227ZM239 257V258H238ZM259 257V258H258ZM5 258H7V256L5 257ZM5 258H2V256H1V260L2 261H0V264H12L13 263V261H14V259L16 258V256L14 257V259H12V256H11V258H10V260L9 259H5ZM22 258H23V256H22ZM98 258H101L102 259V255H99V257ZM113 258V259H112ZM165 258H167V259H165ZM232 258H234V259H232ZM242 258V259H241ZM20 259V261H22V260H24V259H22L21 260V257L19 258ZM19 259L18 260H16V261H18L17 263L19 264V263H22V264H24V261H22V262H19ZM25 259V260H26ZM27 259V260H28ZM30 259H29V261H30ZM163 259H165L164 261H163ZM232 259V260H231ZM248 259V258H247ZM259 259V260H258ZM11 260H12V262H11ZM26 260V261H27ZM169 260H171V263L169 262ZM235 260H237V261H235ZM252 260V261H251ZM255 260V261H254ZM16 261L14 262V264H17L16 263ZM25 261V262H26ZM58 261H59V263H58ZM124 261V260H123ZM155 261V262H156ZM176 263H175V262ZM245 263H244V262ZM30 263H31V261H30ZM105 263H107V262H105ZM25 264H27V262L25 263Z\"/></svg>","mask_w":264,"mask_h":264}]
</instances>
